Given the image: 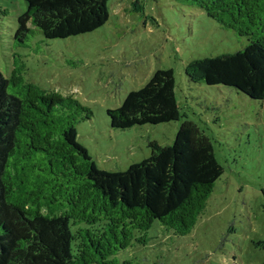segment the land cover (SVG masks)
Returning a JSON list of instances; mask_svg holds the SVG:
<instances>
[{"label": "trees", "instance_id": "obj_1", "mask_svg": "<svg viewBox=\"0 0 264 264\" xmlns=\"http://www.w3.org/2000/svg\"><path fill=\"white\" fill-rule=\"evenodd\" d=\"M24 1L17 45L35 30L46 40L67 39L109 18V0ZM183 1L247 39L234 52L191 61L188 79L264 100V0ZM22 68L14 61L7 76L0 70V264H132L118 253L149 244L150 229L161 236L192 231L224 169L211 137L182 119L171 68L156 69L107 109L117 129L180 121L171 144L150 142L147 158L116 172L98 168L76 141L78 122L92 111L26 80Z\"/></svg>", "mask_w": 264, "mask_h": 264}, {"label": "rangeland", "instance_id": "obj_2", "mask_svg": "<svg viewBox=\"0 0 264 264\" xmlns=\"http://www.w3.org/2000/svg\"><path fill=\"white\" fill-rule=\"evenodd\" d=\"M138 2L142 10H135ZM24 0H0V70L14 61L41 88L72 96L92 111L79 121L76 141L106 172L125 170L150 155V142L171 144L180 121L128 129L110 126L107 109L120 106L156 69L171 68L182 112L213 141L224 172L189 234L156 235L145 246L118 253L132 264H264V100L232 87L190 81L195 59L231 53L247 39L222 27L183 0H109L108 21L67 39H44L35 30L25 45L14 42Z\"/></svg>", "mask_w": 264, "mask_h": 264}]
</instances>
